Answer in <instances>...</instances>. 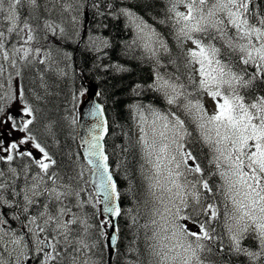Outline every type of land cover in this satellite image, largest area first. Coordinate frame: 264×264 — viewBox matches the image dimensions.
Returning <instances> with one entry per match:
<instances>
[{"label": "snow or ice", "instance_id": "1", "mask_svg": "<svg viewBox=\"0 0 264 264\" xmlns=\"http://www.w3.org/2000/svg\"><path fill=\"white\" fill-rule=\"evenodd\" d=\"M113 260L264 264V0H0V264Z\"/></svg>", "mask_w": 264, "mask_h": 264}, {"label": "trees", "instance_id": "2", "mask_svg": "<svg viewBox=\"0 0 264 264\" xmlns=\"http://www.w3.org/2000/svg\"><path fill=\"white\" fill-rule=\"evenodd\" d=\"M157 13H160L162 15L163 13V8H162V3L158 4L157 7L152 10L151 15H156ZM161 30H164V26H160ZM113 35L116 36L117 40L121 39H129L131 34L127 32H113ZM76 58L79 61H83L85 59L84 56H81L79 52L76 54ZM114 59L116 58L115 56L113 57ZM121 61L123 62L124 58H120ZM150 71L149 65L147 64H133V72L131 74L125 75L123 80L117 78V79H111L109 78L108 83L106 87L110 92L115 93V97L119 98V103L116 105L115 108H109V113L108 115L111 116L116 122L120 125L124 126V131H128L131 129V132L129 133L130 135L134 136V122L131 120V118L128 115L127 109L125 107L126 104L132 102V98L128 96L127 94V85L130 84L134 80H141L144 78H147L148 73ZM91 78V77H90ZM115 85V87H113ZM101 87H105L103 83L100 84ZM62 97L59 99H53V116H57L58 113L55 111L54 106L57 104H60L62 101ZM151 100V95L149 94L144 98V102L148 103ZM77 134V127L75 130L72 131L71 135L75 136ZM116 134L120 136V139H115L114 137H106L108 140V146H109V152L112 151L110 145L115 142V143H122V142H127L126 138L123 137L121 134V129L117 128L116 129ZM67 139L68 144L70 145L72 151H81L78 148L79 141L78 138L76 140H71L68 139V130L65 129L64 133L61 136L62 143ZM115 159V157H114ZM121 180H122V186L126 187L127 182L123 181V174L121 173ZM131 206L128 203H125V207ZM112 264H115V261L113 260Z\"/></svg>", "mask_w": 264, "mask_h": 264}, {"label": "water", "instance_id": "3", "mask_svg": "<svg viewBox=\"0 0 264 264\" xmlns=\"http://www.w3.org/2000/svg\"><path fill=\"white\" fill-rule=\"evenodd\" d=\"M85 111H86V109H85ZM88 122H90L89 118L85 115L84 118L81 120V125H79L78 128H77L78 129L77 132H80L82 134L83 131H84L82 125H84L85 123H88ZM79 142H80V140H79ZM81 151H83V150L81 149Z\"/></svg>", "mask_w": 264, "mask_h": 264}, {"label": "rangeland", "instance_id": "4", "mask_svg": "<svg viewBox=\"0 0 264 264\" xmlns=\"http://www.w3.org/2000/svg\"><path fill=\"white\" fill-rule=\"evenodd\" d=\"M206 104L208 105L209 110H211L212 101L210 99H206ZM135 134H136V130L134 129V136L133 137H135Z\"/></svg>", "mask_w": 264, "mask_h": 264}, {"label": "bare ground", "instance_id": "5", "mask_svg": "<svg viewBox=\"0 0 264 264\" xmlns=\"http://www.w3.org/2000/svg\"><path fill=\"white\" fill-rule=\"evenodd\" d=\"M128 34V33H127Z\"/></svg>", "mask_w": 264, "mask_h": 264}]
</instances>
